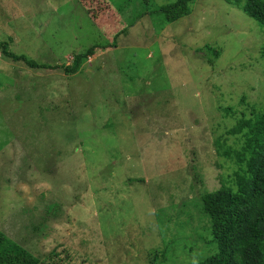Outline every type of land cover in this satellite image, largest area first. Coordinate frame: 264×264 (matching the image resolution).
Wrapping results in <instances>:
<instances>
[{
  "label": "rangeland",
  "instance_id": "1",
  "mask_svg": "<svg viewBox=\"0 0 264 264\" xmlns=\"http://www.w3.org/2000/svg\"><path fill=\"white\" fill-rule=\"evenodd\" d=\"M109 1L113 25L95 0H0V42L39 64L117 43L74 74L0 55V230L43 264H196L216 250L200 197L238 169L215 142L264 109V26L229 0L171 23L176 0Z\"/></svg>",
  "mask_w": 264,
  "mask_h": 264
},
{
  "label": "trees",
  "instance_id": "2",
  "mask_svg": "<svg viewBox=\"0 0 264 264\" xmlns=\"http://www.w3.org/2000/svg\"><path fill=\"white\" fill-rule=\"evenodd\" d=\"M82 2L86 0H81ZM240 6L248 16L264 26V0H229ZM194 0H176L160 7L155 12L163 15L167 23L191 13ZM109 0H95L93 7L87 3L91 18L111 22L122 20ZM107 14L109 17H107ZM112 14V18L110 16ZM106 32H113L112 27ZM117 36L126 33L124 25ZM117 47V43L97 44L75 53L72 66L39 64L25 54L9 51L8 42H0V55L21 62L32 69H62L66 74L79 71L89 57ZM208 61L213 63L221 50L207 45ZM234 114L232 107L225 108ZM230 134H240L243 138L240 147H231L217 139V151L238 165L233 184L222 181L219 188L203 192L200 197V210L211 222L212 240L216 250L196 264H264V109L246 116L242 112L237 123L229 130ZM0 264H43V259L34 255L19 242L11 239L0 230Z\"/></svg>",
  "mask_w": 264,
  "mask_h": 264
},
{
  "label": "crops",
  "instance_id": "3",
  "mask_svg": "<svg viewBox=\"0 0 264 264\" xmlns=\"http://www.w3.org/2000/svg\"><path fill=\"white\" fill-rule=\"evenodd\" d=\"M13 61V60H12ZM11 61V62H12ZM15 63H17V62H15ZM0 73H1V75L2 74H4L3 73V71H1V69H0ZM3 76V80H5V79H8L6 82H8V85L9 86H13V84H12V81L9 79V77L7 78H5V76L4 75H2ZM4 93H7V90L4 92ZM7 95L9 96V94L7 93ZM3 96V95H2ZM17 97H19V95H16L15 97L13 96H9V98L12 100V101H15L14 99L15 98H17ZM39 100V104H41L42 103V101H43V104H45V100H44V98L41 100V99H38ZM26 103H27V105L28 104H33V106H36L37 105V100L36 99H26ZM48 105H50V103L48 104ZM41 106V105H40ZM41 107H44V105H42ZM37 108V107H36ZM43 109H46L45 107L43 108ZM35 133H36V129H35V131L33 132V135H35Z\"/></svg>",
  "mask_w": 264,
  "mask_h": 264
}]
</instances>
